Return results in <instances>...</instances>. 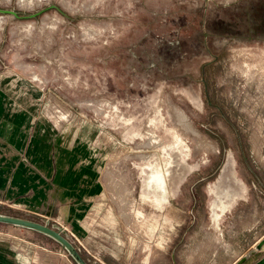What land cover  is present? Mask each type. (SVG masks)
<instances>
[{"label": "rangeland", "instance_id": "1", "mask_svg": "<svg viewBox=\"0 0 264 264\" xmlns=\"http://www.w3.org/2000/svg\"><path fill=\"white\" fill-rule=\"evenodd\" d=\"M0 149V214L60 228L88 264L257 256L264 0H0ZM151 164H172L160 204L145 197ZM95 178L105 190L93 206L81 189ZM226 187L237 196L223 211ZM48 194L71 215L58 219ZM23 242L45 264H76L49 236L0 223L4 262Z\"/></svg>", "mask_w": 264, "mask_h": 264}, {"label": "crops", "instance_id": "2", "mask_svg": "<svg viewBox=\"0 0 264 264\" xmlns=\"http://www.w3.org/2000/svg\"><path fill=\"white\" fill-rule=\"evenodd\" d=\"M7 162H9V161L4 159V149H0V199L4 196L5 192L7 191L8 187H9V184H10L9 183V179H10L9 178V172L5 173V168H6L5 164ZM89 184H91V187H87V188L83 187L81 189V191H83V192L85 191V189H87V190L91 189V191H89L85 194L86 196H85L84 200L85 201L88 200L89 202L91 201L93 206L100 205L102 203V199H103L102 196L104 195V190H105L103 179L102 178H95V181H92ZM50 192H51V189H50ZM67 192H68V194H70L71 191L69 190ZM48 195H47V199H46L47 200L46 201L47 206L48 205L53 206V204H54V206L56 208H58V210H59V212L57 214L58 219H61L64 215H71V213H72L71 210L74 208V206L72 205V202L70 200L66 199V197H61V198H64V200L63 199L54 200V198H55L54 195L52 197H50V195L49 196ZM13 204H15V203H13ZM85 204H86V202H85ZM82 210H84V209L82 208ZM83 212L84 211H82V214H81L82 218L77 221V222H79L80 227H82V229H83L82 222L84 221V217L87 214V211L85 210L84 214H83ZM44 216L46 218H48L46 215H44ZM78 232L79 231H77V233ZM262 237H264V236H262ZM76 240L80 244V241L77 238H76ZM70 241H73V240L71 239ZM22 245H23L22 248H16V247L13 248L15 253H16V257L12 261L13 263L9 262L8 260L6 262H4V258H2L0 256V264H45L42 261H40V258L37 257L35 252H33L31 250L32 248H36L35 245H33V243L23 242ZM82 247H85V246L83 245ZM260 248L261 249L259 251L253 252L254 254H256V252H257V254H258L257 256L253 255V258L247 259L248 261H245L243 264H252L255 261H257L258 259H260L261 257H263L264 256V244H261ZM0 249L2 251L3 247L0 246ZM253 253H251V256ZM0 254H2V253L0 252ZM14 256H15V254H14ZM246 256H247V254L243 255L242 257H240L237 260V262L241 258H243V257L245 258ZM237 262H235L234 264H236ZM65 264H68V262H66Z\"/></svg>", "mask_w": 264, "mask_h": 264}, {"label": "flooded vegetation", "instance_id": "3", "mask_svg": "<svg viewBox=\"0 0 264 264\" xmlns=\"http://www.w3.org/2000/svg\"><path fill=\"white\" fill-rule=\"evenodd\" d=\"M172 109H174L176 111V122L179 123L180 125H182L183 127H185L186 126L185 123L189 121L187 116L183 112H181L178 108H176L174 106H171V111H172ZM189 123L191 125V130L190 131L196 134L197 130L195 129V127L192 125V123L190 121H189ZM147 135H148L147 141L152 139L154 141L153 142L154 143V147H156V146H161L162 147L163 146L164 143L157 136V134H152L151 132H148ZM211 145H212V147L214 149H216L215 145H213V144H211ZM150 158H152V155H151V157L148 158L147 163L150 162ZM154 162H157V161H154ZM151 165L152 166H150L149 171L147 172L146 178L144 180L145 197H149V195L152 194L154 196L155 200L157 201V203L160 204V203L166 201L167 183H166V186L164 187V186H162L161 181L158 180L159 177L157 178L156 181L152 179L153 178L152 171H154L156 169V168H154L156 164H154V165L151 164ZM170 166H172V164L169 165V167ZM169 167L167 169V172L170 171ZM169 176H170V172H169L168 177H164V179H166V182L169 179ZM222 195L226 198L225 203L221 201V196ZM221 196H218L220 204H217V203H215V204H217V206H219L220 208L222 207V210L224 211L225 209L229 208L230 204L232 203V201L237 196V193L235 191H232L229 187H226L225 189L222 190Z\"/></svg>", "mask_w": 264, "mask_h": 264}, {"label": "water", "instance_id": "4", "mask_svg": "<svg viewBox=\"0 0 264 264\" xmlns=\"http://www.w3.org/2000/svg\"><path fill=\"white\" fill-rule=\"evenodd\" d=\"M0 223L20 226L43 233L58 242L60 246L63 247V249H65L72 257L76 264H88V262L80 255L71 241L62 234L61 229L54 225L48 226L47 224H42L34 220L4 214H0ZM245 260L246 258L243 257L236 264H243ZM252 264H264V256Z\"/></svg>", "mask_w": 264, "mask_h": 264}, {"label": "bare ground", "instance_id": "5", "mask_svg": "<svg viewBox=\"0 0 264 264\" xmlns=\"http://www.w3.org/2000/svg\"><path fill=\"white\" fill-rule=\"evenodd\" d=\"M151 155L152 154H150L149 156L151 157ZM152 158H153V156H152ZM145 161H147V160H145ZM168 167L167 166H162L161 164H159L158 168H156L154 171H152V173H153L152 174L153 175L152 179L156 181L157 178L159 177L158 180L161 181L162 186H164V187L166 186V179H164V177H168V175H169V172H167Z\"/></svg>", "mask_w": 264, "mask_h": 264}]
</instances>
